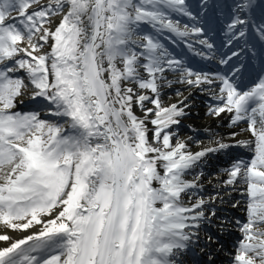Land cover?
<instances>
[{"label":"snow or ice","instance_id":"1","mask_svg":"<svg viewBox=\"0 0 264 264\" xmlns=\"http://www.w3.org/2000/svg\"><path fill=\"white\" fill-rule=\"evenodd\" d=\"M0 264H264V0H0Z\"/></svg>","mask_w":264,"mask_h":264},{"label":"bare ground","instance_id":"2","mask_svg":"<svg viewBox=\"0 0 264 264\" xmlns=\"http://www.w3.org/2000/svg\"><path fill=\"white\" fill-rule=\"evenodd\" d=\"M193 123H195L197 126H200L201 129L203 128V126H210L213 131L227 132L228 130H230L226 127L227 121H223L222 123L218 124V122L215 120L205 118L203 108H200V117L195 119ZM203 134L205 133L202 132V135Z\"/></svg>","mask_w":264,"mask_h":264},{"label":"rangeland","instance_id":"3","mask_svg":"<svg viewBox=\"0 0 264 264\" xmlns=\"http://www.w3.org/2000/svg\"><path fill=\"white\" fill-rule=\"evenodd\" d=\"M201 108H203V106H201ZM203 109H204V108H203ZM225 121H226V120H225ZM228 131H230V130H228ZM228 131H227V132H228Z\"/></svg>","mask_w":264,"mask_h":264}]
</instances>
